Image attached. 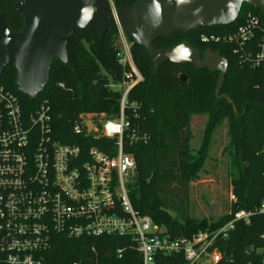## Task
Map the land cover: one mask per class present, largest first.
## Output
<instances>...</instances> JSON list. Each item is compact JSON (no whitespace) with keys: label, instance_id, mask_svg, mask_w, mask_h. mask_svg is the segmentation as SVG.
I'll return each instance as SVG.
<instances>
[{"label":"trees","instance_id":"16d2710c","mask_svg":"<svg viewBox=\"0 0 264 264\" xmlns=\"http://www.w3.org/2000/svg\"><path fill=\"white\" fill-rule=\"evenodd\" d=\"M23 0H0L10 32L24 27L23 16L15 5ZM136 0H114L116 9L132 6ZM249 14L259 19L260 30L254 43L264 37V14L248 4L242 6L237 20L229 26L201 28L188 33L176 32L159 38V49L176 46L184 41L204 53L219 52L228 60L221 99L215 97L219 73L196 69L192 65L163 64L157 73L145 48L130 46L133 63L143 78L128 94V102L137 103L138 118L127 111L133 128L150 136L148 143L127 145L125 153L132 155L135 173L129 182V195L137 212L147 215L164 228L171 237H190L199 231L215 230L233 220L235 213H253L250 223L239 222L229 239L216 244L234 264H264V70L241 64L234 46L225 43L205 44L201 34L226 36L243 25ZM121 35L117 26H110L105 35L95 31L76 30L67 40V58L56 60L50 80L35 100L21 95L16 89L17 71L6 67L0 82L15 93L25 109L33 111L47 101L52 110L55 138L75 142L72 127L81 114H105L117 117L120 112V86L130 74L121 63ZM257 48V45L256 47ZM184 75L185 80L181 78ZM205 114L207 121L198 146H193L191 128L193 116ZM227 126L228 144L224 153L230 156L229 178L235 201L230 212L215 219H198L190 210V186L206 174V160L214 137ZM101 150L113 151L107 140L93 142ZM123 251L119 258L117 251ZM107 253L112 257L107 258ZM156 264H187L181 256H158ZM49 264H141L135 244L118 236L72 238L57 236L46 255Z\"/></svg>","mask_w":264,"mask_h":264},{"label":"built area","instance_id":"2783aa9c","mask_svg":"<svg viewBox=\"0 0 264 264\" xmlns=\"http://www.w3.org/2000/svg\"><path fill=\"white\" fill-rule=\"evenodd\" d=\"M106 1L115 14L114 0ZM259 30V19L249 14L232 34L204 33L200 41L233 45L241 64L264 70V37L253 42ZM121 63L131 73L120 85L125 89L119 115H79L72 127V143L55 138L47 101L28 111L0 82V264H49L46 255L62 235L129 238L141 264H156L160 255L181 256L187 264H234L216 244L229 239L237 223L249 224L253 213L238 211L226 225L186 238L171 237L135 210L128 185L136 163L125 147L148 143L150 136L133 128L127 116L130 111L139 117V106L129 104L128 94L143 78L130 59L122 55ZM100 140L113 143V151L93 145ZM259 212L264 214V205ZM122 254L116 253L119 258Z\"/></svg>","mask_w":264,"mask_h":264},{"label":"water","instance_id":"95a60500","mask_svg":"<svg viewBox=\"0 0 264 264\" xmlns=\"http://www.w3.org/2000/svg\"><path fill=\"white\" fill-rule=\"evenodd\" d=\"M244 4L264 14V0H136L115 14L106 0H23L15 5L24 18L22 31L10 32L0 13V75L6 67H13L17 91L35 100L48 84L54 62L68 61L67 40L76 30L103 36L110 26L120 25L125 37L146 49L155 73L165 63L219 72L218 96L228 69V60L219 52L201 53L188 41L159 49L155 42L178 31L229 26Z\"/></svg>","mask_w":264,"mask_h":264},{"label":"rangeland","instance_id":"374dc122","mask_svg":"<svg viewBox=\"0 0 264 264\" xmlns=\"http://www.w3.org/2000/svg\"><path fill=\"white\" fill-rule=\"evenodd\" d=\"M120 29L123 58L130 59L132 65L135 66L131 58L130 46L126 43L121 26ZM218 76H220V73ZM218 81L216 90L218 88ZM112 88L119 91L125 89L122 86H113ZM215 97L221 99L220 91L218 96H216L215 91ZM206 121L207 116L205 114L191 118V128L195 136L193 141L194 147L198 146L200 142V136L202 135ZM226 127L225 125L220 128L214 137L210 151V160H206L205 162L207 173L202 175L200 181L190 186V210L191 214L198 219L212 218L216 220L222 215L229 213L231 204L234 202L229 178L230 156L227 152H223L228 144Z\"/></svg>","mask_w":264,"mask_h":264}]
</instances>
